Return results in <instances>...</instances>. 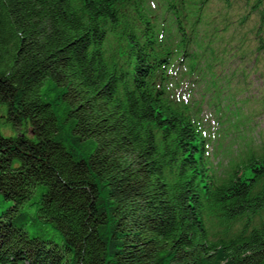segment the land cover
<instances>
[{
    "label": "trees",
    "instance_id": "1",
    "mask_svg": "<svg viewBox=\"0 0 264 264\" xmlns=\"http://www.w3.org/2000/svg\"><path fill=\"white\" fill-rule=\"evenodd\" d=\"M210 2L0 0V264H264V153L216 173L191 99Z\"/></svg>",
    "mask_w": 264,
    "mask_h": 264
},
{
    "label": "rangeland",
    "instance_id": "2",
    "mask_svg": "<svg viewBox=\"0 0 264 264\" xmlns=\"http://www.w3.org/2000/svg\"><path fill=\"white\" fill-rule=\"evenodd\" d=\"M256 2L211 0L200 26L209 43L197 47L204 72L192 83L191 99L201 106L208 156L222 175L251 153H264V1ZM0 129L17 134L9 122ZM10 203L0 192V213Z\"/></svg>",
    "mask_w": 264,
    "mask_h": 264
}]
</instances>
